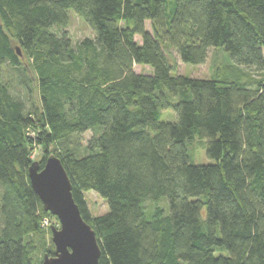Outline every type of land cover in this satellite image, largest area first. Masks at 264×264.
Returning <instances> with one entry per match:
<instances>
[{"label":"trees","instance_id":"1","mask_svg":"<svg viewBox=\"0 0 264 264\" xmlns=\"http://www.w3.org/2000/svg\"><path fill=\"white\" fill-rule=\"evenodd\" d=\"M69 11L92 39L72 44ZM213 48L232 63L173 75L175 56L201 66ZM2 67L24 96L0 77V264L42 262L34 237L54 217L28 170L51 155L99 264H264V0H0ZM196 140L211 164L191 161ZM90 191L106 214L91 215Z\"/></svg>","mask_w":264,"mask_h":264},{"label":"water","instance_id":"2","mask_svg":"<svg viewBox=\"0 0 264 264\" xmlns=\"http://www.w3.org/2000/svg\"><path fill=\"white\" fill-rule=\"evenodd\" d=\"M28 179L44 212L59 223L58 229H50L54 252L52 256L45 255L41 264H99L100 249L95 232L80 215L60 159L51 155L42 168L38 162L32 163Z\"/></svg>","mask_w":264,"mask_h":264},{"label":"rangeland","instance_id":"3","mask_svg":"<svg viewBox=\"0 0 264 264\" xmlns=\"http://www.w3.org/2000/svg\"><path fill=\"white\" fill-rule=\"evenodd\" d=\"M69 24L64 29L67 32L71 42L73 45L81 42L84 39H92L93 33L89 29V27L85 24L83 20L78 18L73 12L69 11ZM149 23L146 24V28L149 29ZM53 31H61L58 28H53ZM137 42L139 39L136 38ZM177 72L173 73V75H182L193 79H209L211 77L212 71L216 66H224L232 63L231 57L223 51L221 48H213L210 49L208 59L205 64L201 66H195L190 64H184L180 61V59L175 56ZM134 70L136 73L149 74L150 69L147 67L135 66ZM245 73H248L252 78L259 79L262 74L255 69H245ZM17 72L13 71L9 67H2L0 69V77L7 80L12 86L16 85V88L13 90L15 95L23 97L22 87L17 85ZM35 101V98H34ZM161 121L164 122H173L176 120V116L172 112H162ZM91 134L86 132L81 135H74L70 138L69 147L76 148L79 152H82L86 141L89 139ZM188 148V145H187ZM188 154L190 156L191 161L195 165H207L211 164V162L206 158L204 146L199 142L195 141L192 143L191 147L188 148ZM41 153L37 151L34 155V160L38 161L40 159ZM84 199L86 205L93 217L104 215L108 212V207L106 202L101 199L96 193L90 191L84 193ZM164 203V200L161 204ZM160 204V205H161ZM59 228V223L56 218H46L43 221V233L41 235H37L34 237V241L38 246V258H42L43 254L47 249H51V227Z\"/></svg>","mask_w":264,"mask_h":264},{"label":"built area","instance_id":"4","mask_svg":"<svg viewBox=\"0 0 264 264\" xmlns=\"http://www.w3.org/2000/svg\"><path fill=\"white\" fill-rule=\"evenodd\" d=\"M42 226H43V223H42Z\"/></svg>","mask_w":264,"mask_h":264}]
</instances>
